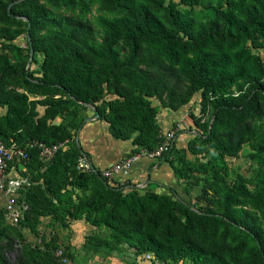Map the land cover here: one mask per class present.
Listing matches in <instances>:
<instances>
[{
    "label": "trees",
    "instance_id": "16d2710c",
    "mask_svg": "<svg viewBox=\"0 0 264 264\" xmlns=\"http://www.w3.org/2000/svg\"><path fill=\"white\" fill-rule=\"evenodd\" d=\"M192 5L204 11L199 14ZM89 23L98 29L99 41L91 37ZM26 31L30 63L41 56L37 76L26 64L27 39L25 53L11 42ZM263 41L264 0H0L2 142L69 138L82 122L77 107L93 105L113 138L129 140L132 153L150 150L159 130L157 106L149 97L174 94L168 76L153 71H166L186 81L170 110L199 98V114L181 120L182 129L186 120L193 125L184 149L191 154L211 149L217 158L191 168L168 160L177 179L195 174L189 184L200 185L194 201L203 204L194 205L170 187L168 193L140 192L130 180L129 188H119L100 170L78 172L77 158H88L74 139L46 162L30 150L19 174L29 185L18 232L33 234L47 218H83L103 225L107 238L133 248L138 260L150 252L168 263L264 264V128L246 127L247 120L264 117V60L257 54ZM17 79L23 89L8 91ZM36 106L44 107L42 114ZM22 130L27 138L20 137ZM241 144H247V157L256 165L250 180L232 173L223 159L237 156ZM172 150L173 145L164 157ZM3 212L0 206V221ZM33 235L27 259L42 251ZM44 240L42 253L56 259L52 250L59 246ZM62 248L71 261L69 249Z\"/></svg>",
    "mask_w": 264,
    "mask_h": 264
},
{
    "label": "rangeland",
    "instance_id": "374dc122",
    "mask_svg": "<svg viewBox=\"0 0 264 264\" xmlns=\"http://www.w3.org/2000/svg\"><path fill=\"white\" fill-rule=\"evenodd\" d=\"M174 2H177V0H174ZM48 7H50L52 10L57 11L58 13H62L64 15H67V17L74 21L76 20V16L74 14H71L67 11L62 10L61 8L56 9L49 5L48 3H45ZM181 4V3H180ZM180 6H183L182 4ZM192 8L197 13H201L204 11L200 6L198 5H192ZM90 35L95 40L99 41L101 39V35L98 31V29L94 26L93 23L88 24ZM24 31L23 26L19 27ZM12 43H15L16 45L20 46L22 49V52H26V37L25 32H22L20 35H18L16 38L12 39ZM264 46V43H263ZM264 52V48L257 51V54L261 56V53ZM264 58V57H263ZM41 59V56L39 54H36L34 56V61L32 63L28 64V67L30 69L32 76L38 75V64ZM164 71V70H163ZM154 74H163L165 76H168V80L171 86L174 87V94L169 95L166 91L161 92L159 95L151 96L149 97L150 103L157 106V111L165 110L168 111L170 108H168V105H176V99L179 97V95L182 94L184 86L186 84V81L184 78L176 75V74H169L168 72L164 71H153ZM6 89L8 91H21L23 88L21 86V82L19 79L17 80H11L10 83L6 86ZM194 97V98H193ZM189 102L187 103V107H183V109H178L181 106H178L177 109L180 112L179 114L185 113L187 116L195 117L199 114V98L196 96H193ZM31 99L32 96H29ZM39 98V97H36ZM78 110H82L80 106L77 107ZM176 109V110H177ZM4 109L0 107V114H3ZM180 116V115H178ZM182 120V119H181ZM186 126V125H185ZM247 128H264V117L262 119H249L246 122ZM20 137L21 138H27V133L25 130L20 131ZM250 151L247 144H241L240 149L237 152V156L235 157H228L224 156V162L229 167L231 172H237L244 177L248 178L249 180L252 179L253 176V170L255 168V163L250 161L247 157V153ZM213 159L217 160L215 152L211 149H202L199 153L191 154L185 149L175 151V157L172 158V161L174 162V166H178L179 164L182 165V167H189L191 168L195 162L198 161H204L205 159ZM195 174L192 173L188 176H186V180H179V186L181 188V192L183 190L185 196L182 198L186 200L188 203H193L194 205L203 204V200L200 199L198 201H194L195 195H197L200 192V185L196 186V192L194 194L187 195L188 189L191 186L189 183L193 180V176ZM199 176V175H198ZM185 182V183H184ZM201 181H198V184H200ZM190 186V187H189ZM250 189H252L251 186H249ZM23 188L21 190V198L22 201V194L24 190ZM191 189V188H190ZM3 200L0 199V206L3 204ZM25 205V201H22ZM27 206V205H26ZM215 208H217L216 204L213 205ZM27 210V208L24 211L20 212L18 222L15 224H11L8 222L7 218L3 215L2 220L0 221V229L2 230L0 233V256L3 258L4 264H21L22 262H25V264H59L56 259L52 257L51 254L48 252L42 253L41 251L39 254L32 252L35 256L33 259H27L26 254L27 250H31L34 248V235H37V239L40 238V242L42 244L44 239L49 238L50 242L48 245H51L52 243L57 246L67 247L66 242L69 237V231L65 229V227L68 225L70 220L66 219L64 221H58L53 218H47L44 222V226H39L38 229H36L35 233H29L25 229H19V222L22 219L23 213ZM4 214V212H3ZM18 233L21 234V236L18 235ZM103 241V242H102ZM85 245H83V249H94L98 251V248H102L104 253H109L111 251V246L114 244L106 237V239H96L95 236H88L87 239H85ZM119 246H122V249H120L119 253L121 254V257L126 259L128 254H131L128 256L129 258H133L134 250L129 249V246L126 244H120ZM131 248V247H130ZM69 249V248H68ZM79 252H75V255L71 253V264H100V260L97 259V257L92 256L91 254L86 255L83 250L78 249ZM93 250V251H94ZM125 255V256H124ZM92 257V259H91ZM91 259V260H90Z\"/></svg>",
    "mask_w": 264,
    "mask_h": 264
},
{
    "label": "crops",
    "instance_id": "0c3cea01",
    "mask_svg": "<svg viewBox=\"0 0 264 264\" xmlns=\"http://www.w3.org/2000/svg\"><path fill=\"white\" fill-rule=\"evenodd\" d=\"M261 57H264V52L261 53ZM111 97L112 96L107 95L106 99ZM196 97L198 96L196 95ZM187 103L181 105L178 109L187 107ZM151 105L154 104L151 103ZM43 109L44 107L42 106H36L39 115L42 114ZM81 109L82 110H77L78 115L82 117L81 125L77 129H73L71 132L73 133L72 136L77 141L80 150L86 154L88 158L86 160L91 162L96 170H101L132 153V145L130 141L113 138L108 132L107 123L102 118L97 117L88 119L94 115L93 105H88ZM178 109L157 111L155 122L159 132L168 129L177 119H182L183 117L188 119L185 113L179 114L180 112H178ZM59 120V117H55L53 123H58ZM185 124L186 126L177 133L173 143V150L169 155L166 157L163 155L156 159L140 157L133 162L128 180L139 189L138 191L168 193V187H170L176 191L179 197L183 198L185 196L183 190L181 192L179 179L174 176L168 162V160L175 157L176 150H182L185 148L186 135L193 131V125L189 120H186ZM172 164L174 165L173 161ZM16 169V173L18 174L24 170V168L22 170L20 166H17ZM187 190V195H195L196 192L194 191H196V186H193L191 189H188L187 187ZM0 199L3 200L1 195ZM65 229L70 233L66 245L73 255H75V252H79L78 249H81L86 255L91 254L92 256L97 257V259L100 260V264H150L147 260H138L135 253L133 258L128 257L131 254H128L126 259L122 258L119 253L122 246L115 244L111 246V251L109 253H104L102 248H98V251L94 249H83L85 239H87L89 235L95 236L96 239H106L108 230L103 225H91L83 218H79L70 220ZM129 249L134 250L130 247Z\"/></svg>",
    "mask_w": 264,
    "mask_h": 264
},
{
    "label": "built area",
    "instance_id": "2783aa9c",
    "mask_svg": "<svg viewBox=\"0 0 264 264\" xmlns=\"http://www.w3.org/2000/svg\"><path fill=\"white\" fill-rule=\"evenodd\" d=\"M261 59L264 60L262 57ZM232 94L236 95L237 93L233 92ZM181 129V119L175 120L168 129L159 132V140L152 149H138L127 157L115 161L109 166L101 169L100 176L107 180L114 181L119 188H129L131 185L129 184L128 178L133 162L140 157L156 159L166 154L172 147L177 133ZM72 139H74L73 136L53 143H44L35 139L23 143H17L11 140L8 143H4L0 140V195L4 201L2 204L4 216L9 223H17L20 212L27 208L18 198L20 196V191L29 185V181L26 177L16 173L17 166H20L23 170V165L28 159L30 150H36L38 158L46 162L58 150H65ZM75 169L78 172L90 170L84 156L77 158ZM36 243L42 251L46 250L39 239L36 240ZM52 254L61 264H71L62 247L59 246L53 249ZM141 256L143 260L149 261L150 264H190L184 260H179L175 263L160 261L150 252H146Z\"/></svg>",
    "mask_w": 264,
    "mask_h": 264
},
{
    "label": "water",
    "instance_id": "95a60500",
    "mask_svg": "<svg viewBox=\"0 0 264 264\" xmlns=\"http://www.w3.org/2000/svg\"><path fill=\"white\" fill-rule=\"evenodd\" d=\"M28 26H29V24H27V28H28ZM26 39H27V41H28V44H29V56H28V60H27V65L29 64V61H30V59H31V57H32V50H31V47H30V40H29V34H28V32L26 31ZM27 71V70H26ZM98 117V113L96 112V110L94 109V115L92 116V117H90V118H88V119H92V118H97ZM84 121V120H83ZM87 164H88V166H89V169H90V171H92L93 173H97V170L94 168V166L91 164V162H89L88 160H87ZM101 180H102V178H100Z\"/></svg>",
    "mask_w": 264,
    "mask_h": 264
}]
</instances>
